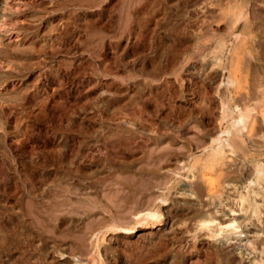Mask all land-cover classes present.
Wrapping results in <instances>:
<instances>
[{"label": "rangeland", "instance_id": "1", "mask_svg": "<svg viewBox=\"0 0 264 264\" xmlns=\"http://www.w3.org/2000/svg\"><path fill=\"white\" fill-rule=\"evenodd\" d=\"M263 113L264 0H0V264H264ZM207 178L241 236L191 216Z\"/></svg>", "mask_w": 264, "mask_h": 264}, {"label": "bare ground", "instance_id": "2", "mask_svg": "<svg viewBox=\"0 0 264 264\" xmlns=\"http://www.w3.org/2000/svg\"><path fill=\"white\" fill-rule=\"evenodd\" d=\"M4 19H5V17L2 18V22L5 21ZM226 82H228V81H226ZM225 105H227V101H226ZM223 108H224L223 109V116H224V120L226 121L225 125H227L226 123H228V125L226 127H224L223 129H221L219 132H217V134L214 137H211L210 144L208 146H206L205 149L207 151L210 150V152H211V153H209V155H206L207 159L205 160V162L207 161V163H209L211 161L213 162L214 160L220 159L221 157L225 158L231 154L235 156V154H237V151H238V148H237L238 144L236 145V143L234 141H232V137L233 136L234 137L238 136L239 138L244 137L245 132L247 130V120H248V118L246 117L248 115L247 113L244 114V111L241 112L242 110L240 112H237L236 110L239 107L235 110L230 106L229 103L227 106H224ZM236 113H237V115H236ZM246 142H248V141H246ZM236 149H237V151H236ZM255 167H256L255 168L256 172H257V174L255 173L256 174L255 176L257 177L256 180H254L255 178L251 179L250 176L244 177V175H242V174L238 175L241 180L246 178L245 182L247 181L246 187H248V189L246 190L247 192H245L246 195L241 194L240 196L242 199L237 200L238 203H240V205L243 207L242 210H245L244 211L245 213L248 210V209L246 210L244 208L245 202H248L253 208L256 207V205L254 204V202L250 198L251 194L255 191V190H253L252 186L253 185L257 186L258 185L257 183H259V185L264 183V162L263 163H257L255 165ZM248 169L250 170V167ZM226 171H227L226 176H230L231 173L234 172L235 170L230 171L227 169ZM235 174H237V173H235ZM231 179H234V177L232 176ZM205 181L208 183L205 182L204 186L199 185L200 187H199V189H197V191L199 190L201 195L206 196V198L204 199V202L205 201H207V202L204 204L207 205V207L205 206L206 209H203V207H201V206L200 207L196 206L195 205L196 203L195 204L191 203L189 205V209H188L191 212V216H193V218H197V220L200 223V225L202 226V228H205L206 230L209 229L211 231V236L217 237L220 235V236H227L228 237L232 233L233 234L236 233L237 235L240 234V236H241L242 230H239L238 226L240 224L239 225L237 224L239 222V221L237 222V217H238L237 214L239 212L237 213L235 210L236 208L234 209V207H233L234 204L228 206L229 203L228 204L223 203L224 204L223 207L222 206L219 207L217 205L219 203L215 202V200L217 199L216 197L218 196V194L216 196L215 193L220 192V193H222V195H224V193L230 194L232 192H230L228 189L225 190L224 184L219 185L217 183L218 185H216L215 182L213 181V178L212 179L207 178V179H205ZM256 193L258 194V192H256ZM230 202H232V201H230ZM230 204H232V203H230ZM249 208H251V207H249ZM152 209L153 208L146 210V212H144V213H139L137 215L140 218V221L138 222L139 224H144L150 220H153V221L160 220V218L162 217L161 214L158 211L152 210ZM260 209H261V207H260ZM253 210H255V209H253ZM253 214H254V212H253ZM249 219H251V218H249ZM118 229L125 231V232H129V231L134 230L135 226L130 227V228L122 227V228H118ZM254 248H256V247H254ZM75 264H78V263L76 262Z\"/></svg>", "mask_w": 264, "mask_h": 264}]
</instances>
